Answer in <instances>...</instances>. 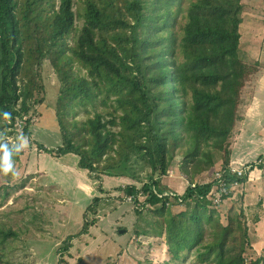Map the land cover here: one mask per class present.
Listing matches in <instances>:
<instances>
[{
	"label": "trees",
	"instance_id": "trees-1",
	"mask_svg": "<svg viewBox=\"0 0 264 264\" xmlns=\"http://www.w3.org/2000/svg\"><path fill=\"white\" fill-rule=\"evenodd\" d=\"M182 1L0 0V130L30 113L49 61L61 83L55 110L63 142L55 151L40 149L78 156L79 167L97 179L142 184L119 190L134 197L139 219L149 224L153 215L169 262L194 252L202 264H264L245 256L251 240L244 211L230 212L225 225L206 198L217 181L197 183L218 164L228 185L264 168L248 164L241 177L231 171L233 137L244 120L242 92L261 69L240 47L245 2L190 0L179 23ZM81 110L87 118L78 121ZM0 150L21 154L18 144L2 140ZM177 158L189 182L183 204L195 205L173 213L181 204L155 192L167 190L162 178ZM146 168L144 182L138 171ZM0 170L12 173L1 157ZM84 220L80 234L94 224ZM137 226L139 236L156 229ZM9 238H17L15 231L0 226V245Z\"/></svg>",
	"mask_w": 264,
	"mask_h": 264
},
{
	"label": "rangeland",
	"instance_id": "rangeland-1",
	"mask_svg": "<svg viewBox=\"0 0 264 264\" xmlns=\"http://www.w3.org/2000/svg\"><path fill=\"white\" fill-rule=\"evenodd\" d=\"M74 2L78 3V0ZM181 5L182 11L177 16L179 23L190 0H183ZM82 22L79 19L76 26L81 27ZM70 43L73 44V38ZM262 74L259 69L247 82L242 92L244 104L249 103ZM39 80L43 89L36 94L30 113L20 120L22 123L0 130V140L12 146L18 144L21 153L16 158V153L0 150V157L12 171L0 170V226L17 234V238H9L0 245V264H202L194 252L185 260L169 262L166 239L158 236L153 215L145 214L151 219L149 224L139 219L135 213L138 206L128 202L125 192L119 190L121 186L141 187L142 184L121 177L101 176L97 179L96 174L79 167L78 156L58 157L40 149L39 146L43 145L55 151L62 145L63 136L55 110L61 83L49 61L41 67ZM244 104L240 109L242 114L247 109ZM88 110L91 115L96 111L92 107ZM86 118L85 110L76 117L78 121ZM249 148L247 141L241 147H235L233 157L247 156L245 153ZM259 160L241 164L238 168L244 170L248 164L264 165V158L261 164H258ZM179 165L180 159L177 158L168 176L180 175L181 180L177 181L183 184L175 182L172 186L185 188L189 182L182 177ZM138 172L144 182L149 180V169ZM253 172L254 175L249 174L245 182L235 184L233 191L217 208L225 225L230 212L244 211L251 240V248L245 255L248 261L264 259V168ZM199 177L197 183L215 181L212 175V181L198 182ZM175 191L183 197L184 193ZM194 205L193 202L174 205L172 210L173 213L191 211ZM85 215L89 223L94 224L88 233L80 234ZM137 223L140 228L156 229L151 230L149 236H139ZM122 230L125 232L121 233Z\"/></svg>",
	"mask_w": 264,
	"mask_h": 264
},
{
	"label": "crops",
	"instance_id": "crops-1",
	"mask_svg": "<svg viewBox=\"0 0 264 264\" xmlns=\"http://www.w3.org/2000/svg\"><path fill=\"white\" fill-rule=\"evenodd\" d=\"M244 2L243 21L240 25V47L250 58L259 62L263 74L258 81L254 94L248 99L249 103L246 101V104H244V107L247 108L243 113L244 120L237 124L233 137L231 166L236 169L241 164L252 163L256 159L264 158V4H260L264 3V0H244ZM246 141L250 145L248 152L245 153L247 156L234 158V148L241 147ZM219 168L221 166H216L209 172H205L199 177L198 182L200 180L212 181L215 179L217 172H219ZM211 175L212 180L210 179ZM179 176L177 174L165 176L162 178V184L166 188L170 187L184 193L188 186L185 188L184 186L181 188L172 186L175 182H181L177 181L181 180Z\"/></svg>",
	"mask_w": 264,
	"mask_h": 264
},
{
	"label": "built area",
	"instance_id": "built-area-1",
	"mask_svg": "<svg viewBox=\"0 0 264 264\" xmlns=\"http://www.w3.org/2000/svg\"><path fill=\"white\" fill-rule=\"evenodd\" d=\"M23 121V119H17V124L22 123L20 122ZM263 162V160H259L258 164H261ZM250 168V166H248ZM257 169V168H256ZM231 171L234 174L239 175V177L243 176L245 173V169L244 170H240V169H236L234 167H231ZM253 174V170L249 172V174ZM224 172L221 170L220 172H217V174L215 175V180L218 182L216 186L213 187V189L211 190V192L206 196V198L211 201L212 206L213 207H220L222 205V203L224 202L225 197L230 193V191L232 192L233 189L235 188V184H239V183H233L228 185V183H226L222 177H223ZM195 186V185H194ZM193 186V187H194ZM232 189V190H231ZM155 195H157L158 197H165L167 199H169L170 201H177L178 204H183L184 203V199L181 195L177 194L175 190L173 189H167L165 190L163 193H158L155 192ZM143 198V199H142ZM202 199H204L205 197H201ZM145 199L146 197L142 194H140V200L141 202L145 203ZM126 200L128 202H134V197L133 196H127ZM143 203V204H144Z\"/></svg>",
	"mask_w": 264,
	"mask_h": 264
},
{
	"label": "water",
	"instance_id": "water-1",
	"mask_svg": "<svg viewBox=\"0 0 264 264\" xmlns=\"http://www.w3.org/2000/svg\"><path fill=\"white\" fill-rule=\"evenodd\" d=\"M122 232H125V230H122L121 233H122Z\"/></svg>",
	"mask_w": 264,
	"mask_h": 264
}]
</instances>
